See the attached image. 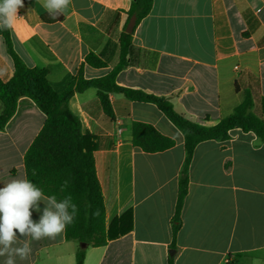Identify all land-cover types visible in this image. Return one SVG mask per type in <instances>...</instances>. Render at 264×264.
<instances>
[{
    "label": "crops",
    "instance_id": "0c3cea01",
    "mask_svg": "<svg viewBox=\"0 0 264 264\" xmlns=\"http://www.w3.org/2000/svg\"><path fill=\"white\" fill-rule=\"evenodd\" d=\"M45 0H24L10 29L12 48L28 67L47 71L63 92L81 76L110 74L120 62V38L132 0H71L49 22ZM90 53L106 63L93 67ZM14 58L0 35V79L9 81ZM118 85L169 100L187 119L213 126L251 91L255 114L264 120V0H153L134 28L127 65ZM114 112L104 111L98 90L88 87L68 99L83 135L93 148L106 205V224L127 211L131 227L104 246L86 245L84 264H264V141L240 128L227 140H205L188 167V192L172 252V225L186 161L183 133L151 102L109 93ZM3 104L0 100V112ZM46 120L28 96L0 129V188L26 179L24 156ZM151 124L175 145L148 153L133 144V122ZM41 212L32 210V219ZM30 241L31 255L16 264H76L81 244L66 239ZM5 257H0L4 264Z\"/></svg>",
    "mask_w": 264,
    "mask_h": 264
},
{
    "label": "trees",
    "instance_id": "16d2710c",
    "mask_svg": "<svg viewBox=\"0 0 264 264\" xmlns=\"http://www.w3.org/2000/svg\"><path fill=\"white\" fill-rule=\"evenodd\" d=\"M152 5L153 0H132L128 21L135 14L137 26L150 13ZM43 18L54 22L61 20L62 16L53 18L45 14ZM132 34L133 32L127 33L125 27L120 38V62L110 74L90 80L84 79L80 74L66 90L58 92L49 82L45 69L28 67L15 54L10 29L0 28V35L4 37L15 62L12 78L7 82L0 79V100L3 104L0 129L5 127L15 113L19 97L28 96L37 104L45 113L46 120L25 153L26 179L39 187L45 196L55 195L58 201L70 196L77 205L75 220L64 232L66 239H74L94 247L104 246L131 227L132 212L127 211L116 217L107 226L106 205L96 172L93 148L82 133L80 120L70 111L68 99L75 92L94 87L98 90L105 113L112 119L114 112L109 99L111 92L120 93L130 100L156 104L183 133L185 139L186 161L180 178L172 225L173 252L176 250V238L181 228V211L188 192V167L196 146L205 140H227L230 131L236 128L244 132L252 131L264 141V120L253 112L254 100L249 90L246 91L243 102L230 115L213 126H204L178 113L166 98L118 85L116 76L127 65ZM86 62L93 67L106 65L93 53L86 56ZM259 102L261 111L264 112V96ZM132 132L133 144L148 153L161 152L175 145L173 138L161 134L148 123L134 121ZM85 254L86 247L80 246L76 254V264H84ZM174 256V252L170 254L169 264H173Z\"/></svg>",
    "mask_w": 264,
    "mask_h": 264
},
{
    "label": "clouds",
    "instance_id": "9594fccd",
    "mask_svg": "<svg viewBox=\"0 0 264 264\" xmlns=\"http://www.w3.org/2000/svg\"><path fill=\"white\" fill-rule=\"evenodd\" d=\"M71 0H45L44 7L55 18L67 9ZM24 0H0V28L11 29L18 18ZM39 220L32 219V210L41 212ZM77 205L71 197L58 201L55 195L45 196L43 191L28 179H13L0 188V257L4 264H16V258L27 259L32 252L30 241L14 246L18 236L34 241L54 239L61 235L76 217Z\"/></svg>",
    "mask_w": 264,
    "mask_h": 264
},
{
    "label": "water",
    "instance_id": "95a60500",
    "mask_svg": "<svg viewBox=\"0 0 264 264\" xmlns=\"http://www.w3.org/2000/svg\"><path fill=\"white\" fill-rule=\"evenodd\" d=\"M136 22H137V16L135 14H133L126 26V32L127 33H132L134 31V28L136 26ZM81 246L85 247L87 244L86 243H80Z\"/></svg>",
    "mask_w": 264,
    "mask_h": 264
},
{
    "label": "rangeland",
    "instance_id": "374dc122",
    "mask_svg": "<svg viewBox=\"0 0 264 264\" xmlns=\"http://www.w3.org/2000/svg\"><path fill=\"white\" fill-rule=\"evenodd\" d=\"M253 112L255 113V111L253 110Z\"/></svg>",
    "mask_w": 264,
    "mask_h": 264
}]
</instances>
